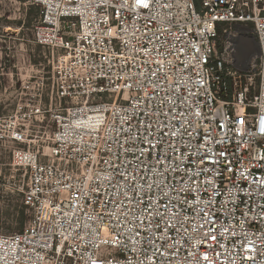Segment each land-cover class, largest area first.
I'll use <instances>...</instances> for the list:
<instances>
[{
    "label": "built area",
    "instance_id": "obj_1",
    "mask_svg": "<svg viewBox=\"0 0 264 264\" xmlns=\"http://www.w3.org/2000/svg\"><path fill=\"white\" fill-rule=\"evenodd\" d=\"M32 2L41 8L33 41L52 59L56 105L48 120L54 128L47 150L31 143L26 119L43 113L39 103L19 111L20 120L11 127V140L25 145L14 148L11 157L27 175L22 203L30 214L22 230L0 233V264H195L190 254L205 253L212 264H264V161L258 159L264 156V0H147V8L135 0ZM251 34L259 54L242 72L235 67L239 42ZM184 116L192 124L188 131L199 134L195 144L209 151L193 155L184 135L179 140L183 166L208 169L195 180L201 184L199 199L214 202L212 219L221 235L219 244L209 240L192 247L195 240L185 242L189 232L172 231L160 248L165 260L151 249L145 253L147 244L137 242L147 235L139 219L125 213L114 226L120 206L105 209L102 203L118 196L115 184H122L115 180L109 186L113 169L124 171L127 161L134 163L130 136L137 135L140 122L182 131ZM166 147L160 145L161 153ZM221 151L226 153L221 162L210 163ZM198 156H207L204 164ZM155 158L153 150L147 162L154 164ZM135 174L146 176L137 181L146 191L153 175L143 166ZM181 177L187 185L183 171L169 173L168 183L180 187ZM206 179L214 181L215 195L205 188ZM148 195L162 200L161 193ZM187 199L196 201L197 194ZM101 213L103 222L97 218ZM188 214L195 217L191 210ZM135 231L141 236L134 241L129 233ZM155 235L159 247L163 225Z\"/></svg>",
    "mask_w": 264,
    "mask_h": 264
},
{
    "label": "snow or ice",
    "instance_id": "obj_2",
    "mask_svg": "<svg viewBox=\"0 0 264 264\" xmlns=\"http://www.w3.org/2000/svg\"><path fill=\"white\" fill-rule=\"evenodd\" d=\"M135 3L136 6H142L144 8L149 6L147 0H135ZM151 75H157V73H151ZM153 83L155 82L153 81ZM169 111H171V109ZM197 115H199V113H197ZM172 119L175 120L176 117L173 116ZM184 121L186 126H181L183 128L182 131L180 129H177V131H164L163 129L167 127V124L154 125L147 120L141 121V128L137 129V135L130 136V154L134 157V163L133 161H127L124 171H120L119 167L113 169L112 177L106 178L109 180V186L112 187L115 180H121L122 184H115L118 196L110 197L102 203V207L105 209L108 208L109 204L113 207L117 205L120 206V212L116 216V225L114 226H118L122 219H126L125 213L130 214L133 221L139 219V226L147 232V235L143 237L142 241L137 242L147 244L148 248L144 249L145 253L151 249L153 255L164 257L165 260L167 259L165 257V252H161L160 248H165V245H168L170 239L169 233L172 231H176L181 235L183 232H189V237L185 242L188 243L191 240H195V244H192V247L207 243L209 240L219 244L218 237L221 235V233L217 231L215 222L212 219L214 202L209 200L205 203L199 199L198 194L201 189V184L197 183L195 180V177L204 175L208 169L197 166L195 170H192L184 167V157L179 145V140L182 139L184 135L189 136L188 146L193 149V155L201 152L207 153L209 149L203 144H195L196 136L199 134L195 131H188V128L192 127V124L191 121L187 119V116H184ZM173 127H175V125H173ZM206 135H210V130L206 131ZM165 137H167V139H165ZM173 137H177L175 142L172 140ZM162 143L167 145L163 153L160 151V145ZM153 150L156 152L155 163L149 164L147 158L151 157ZM124 151L126 155L129 154L128 147H125ZM169 152L173 154V157L175 153L181 152V156L172 158L169 156ZM216 156V160H209V162L214 164L220 163L219 157L226 156V153L221 151L216 154ZM198 159L200 164H204L207 156H198ZM258 159L264 161V156H259ZM165 162H167V167L164 166ZM141 166L146 168L147 172L153 175L152 182L146 185V191L143 184L137 187L138 180L146 181V176L141 175L138 177L135 174L139 172ZM129 168H134V171L129 172ZM181 171L185 172L188 176L187 185H185L183 177H181L178 182L180 187L168 183L169 173L179 174ZM211 171L215 173V168L213 167ZM228 171L231 172L232 168L229 167ZM241 175H243V173ZM194 183L196 186L192 187ZM257 183H260V181ZM203 184L206 189H211L212 194L215 195V188L213 187L214 181L212 179H206ZM95 191L99 193L100 188L97 186ZM153 191L161 193L162 200H156L154 197L148 195ZM129 193H131V195H129ZM172 193L176 194L175 197ZM181 193H185L186 195L182 197ZM193 193L197 194L196 201L187 199V195ZM119 196H123L131 207L124 204L123 201L119 199ZM162 201H166V203ZM201 204H203V207H201ZM190 210L195 212V217L188 214ZM97 218L103 222L104 213L99 214ZM111 218V213H109L110 221ZM194 221L196 222L194 223ZM131 222L132 221H129V223ZM161 225H163V238L158 247L157 241L160 238L156 237L155 233L161 229ZM189 225L193 226L189 228ZM228 231L229 229H224V232ZM232 234H234V232ZM129 236L135 241L136 237L141 236V232H130ZM105 243H108V241H105ZM220 247H223V245H220ZM209 251L215 252L217 256L220 255L219 252H216L214 247L210 246ZM190 255H193L195 264H201L202 261L207 262V264H212L207 253L203 256L195 254Z\"/></svg>",
    "mask_w": 264,
    "mask_h": 264
},
{
    "label": "rangeland",
    "instance_id": "obj_3",
    "mask_svg": "<svg viewBox=\"0 0 264 264\" xmlns=\"http://www.w3.org/2000/svg\"><path fill=\"white\" fill-rule=\"evenodd\" d=\"M41 8L32 0H0V233L12 234L22 230L29 218V211L22 204V192L27 175L16 166L11 157L14 148L25 145L14 143L9 137L11 127L17 124L19 111L27 110L30 105H41V115H31L26 119L30 125L31 143L47 150L49 136L54 126L49 122V109L56 102L52 96V68L49 50L33 41V29ZM224 34H219L222 45ZM246 47L251 40L246 37ZM240 45L242 41L239 42ZM236 59L241 63L245 54L252 52L251 47L244 51L241 45ZM249 86V94L254 92L255 74ZM244 83V81H242ZM46 118H43L42 115ZM32 119V121H31ZM21 212L27 217L20 221Z\"/></svg>",
    "mask_w": 264,
    "mask_h": 264
},
{
    "label": "water",
    "instance_id": "obj_4",
    "mask_svg": "<svg viewBox=\"0 0 264 264\" xmlns=\"http://www.w3.org/2000/svg\"><path fill=\"white\" fill-rule=\"evenodd\" d=\"M249 39L254 44V48L252 49V52L249 54H245L241 63L235 64L236 69H238L239 71H242V72H246L249 70L251 59L253 57H256L259 54V46H258L257 40L255 39L254 35L251 34L249 36Z\"/></svg>",
    "mask_w": 264,
    "mask_h": 264
},
{
    "label": "bare ground",
    "instance_id": "obj_5",
    "mask_svg": "<svg viewBox=\"0 0 264 264\" xmlns=\"http://www.w3.org/2000/svg\"><path fill=\"white\" fill-rule=\"evenodd\" d=\"M240 41H242V44H241V45H242L243 51H244L247 47H251V49L254 48V44L252 43V41H251V46H250V45L248 46V44H247V47H246V41H245V38L242 37V38L240 39Z\"/></svg>",
    "mask_w": 264,
    "mask_h": 264
},
{
    "label": "trees",
    "instance_id": "obj_6",
    "mask_svg": "<svg viewBox=\"0 0 264 264\" xmlns=\"http://www.w3.org/2000/svg\"><path fill=\"white\" fill-rule=\"evenodd\" d=\"M22 204H23V203H22ZM23 206L25 207V205H23ZM26 217H27V216H26L24 213L21 212V215H20V221H21V220L24 221V220L26 219Z\"/></svg>",
    "mask_w": 264,
    "mask_h": 264
}]
</instances>
